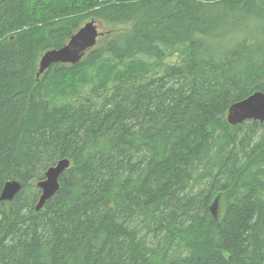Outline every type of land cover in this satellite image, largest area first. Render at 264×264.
I'll list each match as a JSON object with an SVG mask.
<instances>
[{
  "label": "trees",
  "instance_id": "16d2710c",
  "mask_svg": "<svg viewBox=\"0 0 264 264\" xmlns=\"http://www.w3.org/2000/svg\"><path fill=\"white\" fill-rule=\"evenodd\" d=\"M90 19L96 45L37 76ZM178 46L159 73L139 58ZM254 91L264 0H0V192L21 182L0 264H264V121L225 118Z\"/></svg>",
  "mask_w": 264,
  "mask_h": 264
},
{
  "label": "water",
  "instance_id": "95a60500",
  "mask_svg": "<svg viewBox=\"0 0 264 264\" xmlns=\"http://www.w3.org/2000/svg\"><path fill=\"white\" fill-rule=\"evenodd\" d=\"M98 25L94 19H90L81 25L63 46L48 49L41 53L38 61L37 76L52 64H74L79 62L85 53L96 45L97 39L102 33L98 29ZM225 118L227 123L232 126L240 124L245 120L263 122L264 92L254 91L245 98L233 102L229 105ZM69 166L70 160L62 158L45 170L43 179L36 183L40 189V194L35 204L36 211L42 209L44 203L58 190L60 186L59 178ZM20 188V181H6L0 192V200L9 202ZM218 201L219 195H216L209 205L214 218H217L219 215Z\"/></svg>",
  "mask_w": 264,
  "mask_h": 264
},
{
  "label": "rangeland",
  "instance_id": "374dc122",
  "mask_svg": "<svg viewBox=\"0 0 264 264\" xmlns=\"http://www.w3.org/2000/svg\"><path fill=\"white\" fill-rule=\"evenodd\" d=\"M98 29L100 31L104 30L105 28L103 26L98 25ZM98 40V39H97ZM182 50L181 46L178 47H170L167 48L165 51V56L163 57V59H161L160 63L159 60H154L153 58H147V57H143V56H139V58L141 57V59L146 62L147 64H149L151 66L150 72L151 73H159L162 71V67L164 65H169V64H173L179 61L180 57H181V53L180 51ZM91 84L90 83H86L83 86V92H86L90 89ZM66 98L69 99V96H67ZM65 98V100H66Z\"/></svg>",
  "mask_w": 264,
  "mask_h": 264
}]
</instances>
